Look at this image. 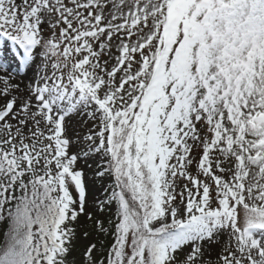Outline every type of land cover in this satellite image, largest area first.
<instances>
[{"label": "snow or ice", "instance_id": "1", "mask_svg": "<svg viewBox=\"0 0 264 264\" xmlns=\"http://www.w3.org/2000/svg\"><path fill=\"white\" fill-rule=\"evenodd\" d=\"M0 264H264V0H0Z\"/></svg>", "mask_w": 264, "mask_h": 264}]
</instances>
